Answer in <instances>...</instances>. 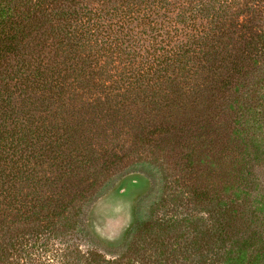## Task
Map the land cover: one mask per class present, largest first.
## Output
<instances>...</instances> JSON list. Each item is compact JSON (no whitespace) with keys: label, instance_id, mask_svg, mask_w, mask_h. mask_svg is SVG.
<instances>
[{"label":"trees","instance_id":"1","mask_svg":"<svg viewBox=\"0 0 264 264\" xmlns=\"http://www.w3.org/2000/svg\"><path fill=\"white\" fill-rule=\"evenodd\" d=\"M145 164L169 195L71 264H264V0H0V264L100 245L82 206Z\"/></svg>","mask_w":264,"mask_h":264},{"label":"rangeland","instance_id":"2","mask_svg":"<svg viewBox=\"0 0 264 264\" xmlns=\"http://www.w3.org/2000/svg\"><path fill=\"white\" fill-rule=\"evenodd\" d=\"M137 169H143L147 172L146 175L137 171L129 173L116 180L113 185H107V190L105 188L101 195L82 206L80 213L86 227L100 245H91L77 236L62 241L44 237L31 242L24 252L13 256V264H71L76 255L89 258L90 253H96L106 260L116 258L125 249L126 235L136 216L145 218L153 203L169 195L155 167L145 164ZM259 174L261 179L253 186L251 192L245 191V195L258 206L264 203V174ZM178 213L190 215L203 222L205 227L209 225L206 214L190 210H181ZM106 249L116 251L109 254ZM82 257L81 262L85 261ZM212 260L214 264H221V258L212 256L210 263ZM85 264L88 262L85 261Z\"/></svg>","mask_w":264,"mask_h":264}]
</instances>
